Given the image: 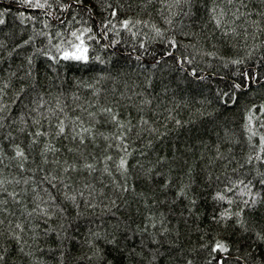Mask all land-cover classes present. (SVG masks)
Segmentation results:
<instances>
[{
	"label": "trees",
	"instance_id": "1",
	"mask_svg": "<svg viewBox=\"0 0 264 264\" xmlns=\"http://www.w3.org/2000/svg\"><path fill=\"white\" fill-rule=\"evenodd\" d=\"M49 3L51 8L37 10L21 7L16 0H0L5 21L0 25V88L4 103L10 106L5 127L0 129V168L9 179L31 176L49 141L59 149L48 154L49 160L55 157L78 167L96 163L102 169L100 161L107 153L113 157L108 162L113 177L99 170L92 176L87 171L72 175L74 186L91 180L97 189L103 188L116 199V206L109 211L104 206L108 199L98 197L104 203L96 209L83 203L77 209L63 200L62 192L53 190L66 211L47 224L39 219L25 223L17 241L9 223L14 226L25 217L20 212L22 206L10 202L7 207L14 215H0L4 220L0 225L4 260L0 264H217L221 253L212 252L217 241L230 249L223 254L228 257L225 264H264V200L258 197L255 207H245L235 194L239 188L226 194L232 204L214 199L240 180L250 181L253 192L264 197V185L260 184L264 164L255 159L247 163L249 156L259 151V136L264 134L260 127L264 121L260 107L264 105V0L234 5L224 0H83V7L74 0H61L73 4L67 12L59 11L60 5L53 0ZM229 8L233 12L238 8L244 15L237 19ZM213 9L215 14L221 9L227 12L220 27ZM114 10L117 15L112 17ZM56 15L66 20L75 16L72 29H92L96 39L88 41L89 55L98 60L90 59L87 65L53 64L37 52L47 45V39L37 32L65 29L66 25L54 19ZM124 20L141 23L130 25L129 32L121 27ZM44 22L48 29L43 28ZM155 29L160 30L159 35ZM132 32L137 35L133 37ZM173 40L175 48L170 44ZM235 84L243 90H237ZM22 87L21 100L29 107L42 95L53 106L59 98L69 115L81 116L86 125L90 121L81 107L97 113L98 122L92 121L94 139L81 145L78 140L49 136L32 144L28 133L36 126L31 119L25 115L26 124L12 123L13 118L19 121L21 113L28 112L15 99ZM101 106H110L125 125L122 131L130 153L125 176L115 169L119 157L125 155L112 139L117 127L108 115L100 114ZM250 114L251 127L257 132L251 139ZM109 143L113 148L106 147ZM16 146L28 157L24 173L11 159ZM42 166L45 171L53 167ZM42 174L37 171L35 178ZM113 179L127 184L129 191L113 193ZM101 180L110 186L104 187ZM7 187L19 191L25 186ZM25 199L30 210L31 196ZM226 210L231 219L222 220ZM237 212H241L242 225L237 223Z\"/></svg>",
	"mask_w": 264,
	"mask_h": 264
},
{
	"label": "snow or ice",
	"instance_id": "2",
	"mask_svg": "<svg viewBox=\"0 0 264 264\" xmlns=\"http://www.w3.org/2000/svg\"><path fill=\"white\" fill-rule=\"evenodd\" d=\"M16 2L24 8L27 9H37V10H45L46 8H51L52 4L49 3V0H16ZM53 2L57 5H60L59 11L67 12L70 8L73 7V4H62L61 0H53ZM151 2V0H149ZM177 3L180 0H176ZM224 3L227 5H234L236 3L243 4V0H224ZM75 5H79L83 7V0H74ZM84 11H88L87 8L83 9ZM231 12L234 17L239 19L240 16H243L244 13L240 12L237 8L234 12L229 8L227 10ZM214 16L213 18L216 19L217 26L220 27L223 18L227 15V12L224 9H221L218 14L216 10L213 9ZM21 16L24 13L20 14ZM46 15L52 16V12H46ZM112 17L117 15L116 11H112L110 13ZM217 15L219 18H217ZM3 17V13H0V25L5 23ZM28 19L32 20L35 19L32 16L27 17ZM55 20L59 21L60 24L66 25L64 30H57L55 33L51 31H44L41 30L37 32L38 36L45 37L47 39L46 49H37V52H40L47 60L52 61L53 64H59L61 61L66 63H77V64H84L87 65L90 62V59L98 60L99 57H90V46L88 41L95 40L96 36L92 34V29L90 27L84 28H75L72 29L71 23L72 21L76 20V17L73 16L71 20H66L64 17L56 15L54 17ZM23 22V21H21ZM79 23V21H77ZM141 23L140 21H133L131 20H124L121 22V27L124 30L129 32L132 31L130 25L133 27L135 24ZM111 24V21L104 24L101 28V32H104V29H107ZM147 23H145V27H147ZM116 25L112 24V28H115ZM44 29L49 28V24L44 22L43 24ZM153 28L155 26L153 25ZM111 30V29H109ZM157 35L160 34L159 29H155ZM235 29H233V32ZM133 37L137 35L136 32H132ZM104 38H106V34H104ZM25 41V44H28L31 41ZM55 41V42H54ZM99 43V41H97ZM170 44L173 48L176 47L175 41H170ZM140 47H144L143 44ZM171 55V53H169ZM190 63V61H187ZM235 63H240V61H235ZM28 64H32V58L28 57ZM193 76L196 75L195 71L191 73ZM31 75V73H29ZM203 79V77H200ZM246 81L249 79L247 74H245ZM5 88L8 87L7 84L4 85ZM34 87V85H33ZM234 87L237 90H243L240 84H235ZM25 89L22 87L19 93L16 95V100H20L23 104V107L28 109L27 113H21L19 117V121L15 118L12 119L13 124H26L25 115L28 116V119H31L32 124L36 126V130L34 132H29L28 135L32 137L31 143L37 144L39 143L40 137H51L53 139H58L60 137H64L65 139H71L72 141H79L81 145H83L86 139L93 138L94 139V125L92 121H95V117L97 113L88 111L87 108L81 107V112H87V118L90 121L87 125L85 124V120L81 116L72 117L66 110V105L61 102L59 98H57L55 105L53 106L49 101L45 100L44 97L41 95L39 100H32L31 104L32 107H29V104L23 103L21 100V96L23 95ZM96 94V93H94ZM227 95V93H225ZM15 102V101H14ZM233 102L234 98H233ZM95 107V105H93ZM261 115H264V105H261ZM6 110L10 112V106L3 101V89L0 88V129L5 127L4 120L7 119ZM99 112L102 115H108L110 117V121L116 125L117 127V134H115L112 139L116 141L115 147L121 150L125 155L119 157L117 163H115V169L118 171L122 176H125L128 170V161L127 155L128 153V144L126 142V132L122 131L125 129V125L123 122L118 120V114L113 112V109L110 106H101L99 108ZM35 114V115H33ZM252 115L250 114L248 117V131L251 133V137L257 136V132L253 131L252 125ZM45 122L47 123V128H45ZM98 122V121H95ZM147 123V121H144ZM260 127H264V121H261ZM21 131L24 129L21 128ZM127 131L130 132L131 128H127ZM11 136V133H8ZM103 135V134H101ZM105 140H108L109 137H104ZM259 151L256 155L249 156L247 163L251 164L253 159L259 161L260 163L264 164V134L259 136ZM108 149L113 148V144L109 143L106 146ZM59 151V149L55 148L54 145L49 141L44 144L43 150L40 152L41 161L40 164L37 165L36 169L32 170V175L23 178H12L9 179L7 176L3 174V169L0 168V215H14L12 211L9 210L7 205L11 202L14 205H21V215L25 217L24 222H17L14 226L9 223L10 231L13 233L14 238L19 241L20 234L24 231L25 223H31V221L35 219H39L42 223L47 224L55 215L58 213H63L66 209L63 207L62 204L57 203V197L53 195V190L57 192H62L63 200L66 202L71 203L75 208L79 209L81 203L86 208L96 209L103 204V200H98V197H104L108 199L109 204L104 205L109 211L111 207L116 206V199L111 198L108 196L104 191L103 188L97 189L91 180L84 183L82 186H74L75 178L72 175L73 173H77L78 171H87L89 176H92L98 170L101 172L102 175H107L108 177H113V170L109 165V161H113V157L108 155L107 153L100 161L103 163L104 167L102 169L97 168L96 163H84L82 167H78L75 162L69 163L67 160L63 162L60 161L58 158H53L49 160L48 154L52 153L53 155ZM69 151H73V149H69ZM17 161V167L19 168L21 173L27 171L25 169V163L28 161V157L26 156L25 152L19 147L16 146L15 148V155L11 158ZM95 160V157L93 158ZM0 164H3V153L0 152ZM52 164L53 167L49 168L45 171V168L42 165ZM39 171L43 173L40 178L37 180L36 172ZM113 184L115 187L112 189L113 193L116 191L127 192L129 188L127 184H119L116 183L113 179ZM101 183L104 187H109L108 183H105L101 180ZM24 185L25 187L20 188L17 191L13 188L11 191L8 189L7 185ZM260 184L264 185V179L260 180ZM240 185H243V188H240ZM239 188V192L235 194L241 198L240 202L245 207H255L258 203V197L261 200H264V197H260L259 192H253V186H251V182L245 183L243 180L238 182H234L231 186H226L222 192L216 194L214 199L218 201H226L228 204H232L233 200L226 197L227 193L235 192V190ZM31 196V204L32 207L30 210L27 208L28 201L25 197ZM243 211V209H241ZM80 214L79 212L77 213ZM231 215L229 211H225L221 214L222 220L231 219ZM241 212L235 213V216L238 218L237 223L243 224V220H240L239 217ZM4 224V220L0 219V225ZM34 227H38V225H34ZM19 230V231H17ZM49 231L46 229V232ZM95 235H99L96 233ZM21 251L23 249L21 248ZM229 247L217 241L212 248V252H219L221 256L217 259V264H225V261L228 259L227 256L223 255L224 253L229 252ZM92 257H88L91 259ZM4 260V256L0 255V261ZM239 261V257L236 258Z\"/></svg>",
	"mask_w": 264,
	"mask_h": 264
}]
</instances>
